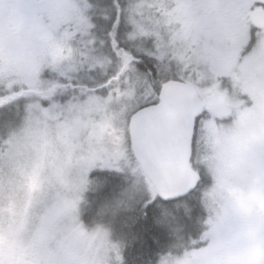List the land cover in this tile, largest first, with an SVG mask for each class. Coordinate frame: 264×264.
<instances>
[{"label": "rangeland", "instance_id": "obj_1", "mask_svg": "<svg viewBox=\"0 0 264 264\" xmlns=\"http://www.w3.org/2000/svg\"><path fill=\"white\" fill-rule=\"evenodd\" d=\"M224 1L134 0L127 14L133 31L128 36L135 38L130 48L159 56L173 69L177 66L181 69L179 79L197 86L203 96V84L225 72L227 56L212 44L202 21L224 11ZM20 9L33 14L22 28L21 45L28 63L22 62L4 32L0 87L39 89L41 82L49 77L53 80L55 74L76 85L74 89H55V97L46 104L37 99L27 102L20 125L0 143V236L23 231L46 249L60 239L70 222L81 221L88 191L103 188L102 177L91 176L92 172L107 169L132 175V182L115 190L113 198L104 201L106 205L123 200L143 202L155 194L131 154L127 117L138 105L154 99L155 82L148 81L143 71L130 68L115 79L113 87L98 91L84 88L101 85L113 65L108 45L93 24L105 20L103 9L89 0H49L48 7H43L44 27L34 17L36 9L25 5ZM31 95L30 91L23 93L24 97ZM245 113L251 116V110ZM12 122L8 119L5 129L14 125ZM212 142L210 166L223 177L231 164L226 155L220 156L217 136ZM216 179L222 187L212 185L203 196L208 214L200 236L203 244L167 264H264V229L259 228L255 242V234L238 221V214L251 213L249 206L234 199L226 179ZM98 226L91 234V255L115 248L119 254L120 246L110 230Z\"/></svg>", "mask_w": 264, "mask_h": 264}, {"label": "flooded vegetation", "instance_id": "obj_2", "mask_svg": "<svg viewBox=\"0 0 264 264\" xmlns=\"http://www.w3.org/2000/svg\"><path fill=\"white\" fill-rule=\"evenodd\" d=\"M48 2L0 0L1 56L5 32L27 65V52L21 45L22 28L28 24L32 12L20 7L25 5L31 10L36 9L34 17L44 27L43 7H48ZM222 7L224 11L214 14V19L202 21L212 44L227 56V60L225 72L218 73L213 81L209 80L201 87L205 89L202 97H209L214 103L205 105L202 110L205 116L197 127L191 165L196 172L199 171V184L204 192L212 185L222 187L216 179L219 176L222 181L226 179L225 184L234 193V199L249 206L251 213L238 214V221L246 231L255 234L256 242L259 228L264 229V0H225ZM213 24L217 27L214 28ZM236 75L240 76L238 80ZM209 89L217 90L212 92ZM246 110H251L250 117L246 116ZM216 136L222 146L220 156L226 155L231 164L230 171L224 172L223 177L212 172L210 166L212 140ZM53 223L52 227L56 228L57 223ZM69 224L60 239L46 249L39 247L36 239L31 235L25 236L23 231L9 237L1 235L0 264H85V260L88 264H124L116 248L91 255L92 230L100 226H88L82 219L79 223ZM185 252L182 250L159 258L158 264H167L169 259Z\"/></svg>", "mask_w": 264, "mask_h": 264}, {"label": "trees", "instance_id": "obj_3", "mask_svg": "<svg viewBox=\"0 0 264 264\" xmlns=\"http://www.w3.org/2000/svg\"><path fill=\"white\" fill-rule=\"evenodd\" d=\"M89 1L103 9L105 20L102 23L93 21V24L98 29L101 39L108 45L113 65L101 85L95 88L85 85L84 88L98 91L100 88L113 87L115 79L119 80L128 69L134 68L146 73L148 81L155 82V97L151 101L155 102L161 83L169 79L180 80L181 69L177 66L173 69L159 56H148L130 48L135 38L130 37L133 31L127 14L134 0ZM53 78L52 80L49 77L41 82L39 89L23 91L24 89L18 86L0 89V143L10 135L11 130L20 125L27 102L37 99L40 103L46 104L50 97H55V89L68 90L76 87L72 80L64 79L57 74ZM26 91H30L32 95L24 97L23 93ZM42 95L47 98H42ZM8 119L13 121L14 125L5 129ZM95 175L102 177L103 188L88 191L81 219L88 226L104 225L110 230L112 239L120 246L124 264H158V256L196 248L203 244L200 236L206 229L208 214L201 184H198L189 195L174 201L170 205L173 211L164 215L159 211L158 204L145 206L147 200L128 203L123 200L113 205L104 204V201L113 198L115 190L132 182V175L107 169L91 173V176Z\"/></svg>", "mask_w": 264, "mask_h": 264}, {"label": "water", "instance_id": "obj_4", "mask_svg": "<svg viewBox=\"0 0 264 264\" xmlns=\"http://www.w3.org/2000/svg\"><path fill=\"white\" fill-rule=\"evenodd\" d=\"M212 103L214 100L211 102L209 97H200L194 86L169 79L161 83L157 102L144 105L149 109L160 105L157 119L133 123L129 117L128 138L133 158L156 194L176 196L197 186L200 176L189 164L187 143L191 116Z\"/></svg>", "mask_w": 264, "mask_h": 264}, {"label": "snow or ice", "instance_id": "obj_5", "mask_svg": "<svg viewBox=\"0 0 264 264\" xmlns=\"http://www.w3.org/2000/svg\"><path fill=\"white\" fill-rule=\"evenodd\" d=\"M247 49H245L246 51ZM161 91V99H163L162 95V89ZM160 105L156 104L153 108L149 109L144 107L143 105H138L136 109H133L132 113L127 114V117H130L133 123H136L137 120H155L157 119V109H159ZM205 116V112L201 111L195 115L191 116V133L188 136L187 143H188V150H189V164L192 162V148L193 144L196 141V132L198 124L201 121V118ZM127 123V119H126ZM197 176H199V171H197ZM199 181H197V184ZM196 185H194L192 188L187 189L186 191L179 193L176 196H161L159 194H153L147 201L146 205L148 204H158L159 205V211L167 215L171 213L173 210L170 207V205L184 196L189 195L192 191L195 190Z\"/></svg>", "mask_w": 264, "mask_h": 264}]
</instances>
